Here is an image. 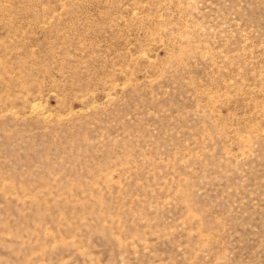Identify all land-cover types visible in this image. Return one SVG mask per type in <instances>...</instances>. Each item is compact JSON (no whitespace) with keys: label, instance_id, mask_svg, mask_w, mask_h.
Here are the masks:
<instances>
[{"label":"rangeland","instance_id":"obj_1","mask_svg":"<svg viewBox=\"0 0 264 264\" xmlns=\"http://www.w3.org/2000/svg\"><path fill=\"white\" fill-rule=\"evenodd\" d=\"M0 264H264V0H0Z\"/></svg>","mask_w":264,"mask_h":264}]
</instances>
